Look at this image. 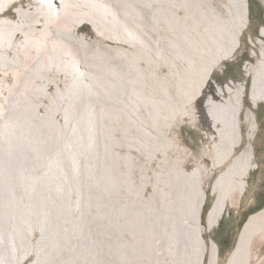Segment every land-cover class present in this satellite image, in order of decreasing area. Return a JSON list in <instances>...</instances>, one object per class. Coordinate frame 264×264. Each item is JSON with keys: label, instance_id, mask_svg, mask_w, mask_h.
<instances>
[{"label": "rangeland", "instance_id": "obj_1", "mask_svg": "<svg viewBox=\"0 0 264 264\" xmlns=\"http://www.w3.org/2000/svg\"><path fill=\"white\" fill-rule=\"evenodd\" d=\"M69 1L0 29V264H228L258 214L237 264H264V0H112L103 32Z\"/></svg>", "mask_w": 264, "mask_h": 264}, {"label": "bare ground", "instance_id": "obj_2", "mask_svg": "<svg viewBox=\"0 0 264 264\" xmlns=\"http://www.w3.org/2000/svg\"><path fill=\"white\" fill-rule=\"evenodd\" d=\"M13 0H5L3 2L2 0V5L0 6V13H2L4 11V9H6L11 3H12ZM87 2V9L89 11V13L87 12H84V15L89 17L88 20L92 21L94 27L99 31V32H103L104 28L101 27L102 24H100V22L102 21H98L97 19L94 18V14H92V11H95L99 14L101 13H105V14H108V16H105L104 18L106 19H110V22L111 23H114L116 20L122 24V19L119 18V16L116 15V13L114 12V9L112 6H115V2H113L112 0H110L109 2H104L106 4H103L101 0H84ZM241 1V0H240ZM239 1V2H240ZM243 1V0H242ZM241 1V12L243 14V18H244V15L247 13V7H246V3H244L245 1L242 2ZM72 3H70L69 0H37V5L34 7L33 10H29V9H23L22 7L20 8H15L16 9V12L18 14V17H19V21H12L10 19H5L6 17H2L0 18V29H7V28H10L11 30H13V33L14 32H17V31H21L22 33L25 31V29L27 28V23L25 22L24 18L26 16H30V15H33V14H36L35 16H37V14H41V15H45L47 18L45 19L44 21V25H45V28H51V23L53 19H49V18H56L58 17V10L59 9H62V12H67L69 10H72V7L73 9H76V10H81L82 9V4L77 1V2H74L71 1ZM1 4V2H0ZM211 5V4H210ZM85 5H83L84 7ZM59 7V8H58ZM118 7V6H117ZM116 8V7H114ZM123 8V7H122ZM58 9V10H57ZM119 9V8H118ZM85 10V9H84ZM130 10V9H129ZM57 11V12H56ZM86 11V10H85ZM120 11V10H119ZM239 12V11H238ZM122 13V12H119V14ZM50 14V15H49ZM124 15V14H123ZM239 15V13H238ZM241 15V14H240ZM49 17V18H48ZM81 18V17H80ZM125 18V16H124ZM240 19V18H239ZM126 20V19H125ZM242 20V18H241ZM213 21V20H212ZM127 22V21H126ZM243 22V21H242ZM245 22V21H244ZM128 23V22H127ZM118 24V23H117ZM116 24V25H117ZM40 25V24H39ZM106 27V26H105ZM115 27V26H114ZM237 28V27H236ZM65 30V29H64ZM76 30V23L73 22L72 23V29H70V31L67 32V35H74V31ZM148 32V31H147ZM240 32V31H239ZM263 34V31L261 32ZM141 34V33H140ZM133 35V34H132ZM7 36V35H6ZM66 36V35H65ZM131 36V35H130ZM70 37V36H69ZM76 37V36H75ZM74 37V38H75ZM3 38L1 37L0 35V40H2ZM76 39V38H75ZM31 40V39H30ZM81 40V39H80ZM82 41V40H81ZM1 44V42H0ZM9 44V43H8ZM62 44V43H61ZM238 44V43H237ZM63 46V45H62ZM237 46V45H236ZM23 47V46H22ZM64 47V46H63ZM74 47V45H73ZM2 48V47H1ZM6 48V47H5ZM20 48V47H19ZM82 48V47H81ZM76 50V49H75ZM42 53V52H40ZM74 53V52H73ZM2 54V53H1ZM61 54V53H60ZM65 54V53H64ZM82 54V52H81ZM6 55V54H5ZM79 57H81L80 54H78ZM91 55V54H90ZM87 56V55H86ZM262 61H260L259 63V73L257 74V76H255V79H254V85L252 86L254 90H259L260 88V84H261V81L263 80L264 78V52H262ZM4 57V56H3ZM56 57V56H55ZM73 57V55L71 56ZM109 57V56H108ZM39 58V57H38ZM100 58V57H99ZM103 58V56H102ZM15 59V58H14ZM61 59V58H60ZM39 60V59H38ZM8 61V60H6ZM73 62V61H72ZM104 62V61H103ZM8 63H11V62H8ZM84 64V63H83ZM86 64V63H85ZM108 64V63H107ZM125 64V63H124ZM257 64V63H256ZM20 65V64H19ZM63 65V64H62ZM75 65V64H74ZM86 66V65H85ZM1 67V66H0ZM50 67V66H49ZM46 68V67H45ZM249 68V67H248ZM116 70V69H115ZM23 73V72H22ZM256 73V72H255ZM262 73V74H261ZM79 74H83V72L81 71V73ZM261 74V75H260ZM80 77V76H79ZM84 77V76H83ZM90 77V76H89ZM75 80V79H74ZM89 80V79H88ZM79 82H82L83 79L80 77L78 79ZM253 81V80H252ZM104 86V85H103ZM112 86V85H111ZM264 89V87H263ZM78 92V91H77ZM241 94L242 92L240 91L238 95H235V98H234V101L233 103L231 104V111L228 115V118L227 119V125L230 129L231 132H234L235 133V136L236 137H239V115H240V109H241V106H242V97H241ZM264 94V93H263ZM72 96V95H71ZM264 98V97H263ZM74 101V100H73ZM83 104V103H82ZM67 109V108H66ZM252 116V113L251 112H248L246 114V117L247 118H250ZM7 127V126H6ZM11 127V126H10ZM4 128V127H3ZM2 128V129H3ZM4 130V129H3ZM9 130V129H8ZM6 131V130H4ZM3 131V133H4ZM6 133V132H5ZM3 136V135H2ZM234 136V134H233ZM234 136V137H235ZM50 144V143H49ZM9 149V148H8ZM1 154V153H0ZM12 154V153H11ZM243 154L245 155L246 157V160L249 162L250 159H251V149L250 147H247L244 151H243ZM242 154V155H243ZM29 155V154H28ZM242 155L240 156V158H242ZM20 157V156H19ZM239 160V159H238ZM16 161V160H15ZM20 162V161H19ZM53 164V163H52ZM77 166V165H76ZM1 169V168H0ZM10 169V168H9ZM17 169V168H16ZM51 170V169H50ZM233 171V170H232ZM16 172V171H15ZM21 171H19L20 173ZM17 173V172H16ZM24 174V173H23ZM30 175V173H29ZM32 175V174H31ZM24 176V175H23ZM32 177V176H31ZM9 178V177H8ZM27 178V177H26ZM37 178V177H36ZM45 178V177H44ZM49 178V177H46V179ZM2 179V176H0V181ZM7 179V178H6ZM64 179V178H63ZM11 180V179H10ZM66 180V179H65ZM41 181V180H40ZM1 183V182H0ZM9 183V182H8ZM13 183V182H12ZM11 183V184H12ZM50 183V182H49ZM32 185V184H31ZM12 186V185H11ZM33 186V185H32ZM216 186V185H215ZM43 189V188H41ZM49 189V188H48ZM5 191V190H4ZM177 191V190H176ZM31 192V190H30ZM22 194V193H21ZM19 195V194H18ZM36 195V194H34ZM40 195V194H39ZM15 197V196H14ZM51 197V196H50ZM224 204H225V198L223 196L222 193L219 194L218 198L216 199L214 205L212 206V209L210 211V226L209 228L212 226V223H214L218 217V215H220L223 207H224ZM20 206V205H19ZM14 207V206H13ZM9 209V208H8ZM54 209H55V206H54ZM21 210V209H20ZM9 211V210H8ZM261 215L262 214H258V215H255L253 217H251L248 221V223L244 226V228L242 229L240 235H239V238H238V242H237V245H236V248L233 252V254L231 255L230 259H229V262L228 264H237L239 261L241 260H246L248 259V255H249V243H250V240H251V237L253 236L251 234L252 232V229H253V224L255 221H257L258 219L261 218ZM21 217V216H20ZM25 222V221H24ZM10 223V222H9ZM29 223V222H28ZM32 224V223H31ZM171 224V223H170ZM28 225V224H27ZM43 226V225H42ZM41 226V227H42ZM30 227V226H29ZM173 230V229H172ZM28 232H30L28 230ZM21 233V232H20ZM31 233V232H30ZM10 234V233H9ZM14 234V233H13ZM187 234V233H186ZM29 235V234H28ZM1 236V235H0ZM23 236V234H22ZM21 236V237H22ZM28 237V236H27ZM1 239V237H0ZM11 239V238H10ZM19 239V238H18ZM17 239V240H18ZM23 238H21L20 240H22ZM164 240V239H163ZM16 241V240H15ZM164 242V241H163ZM178 242V241H177ZM13 245V244H12ZM13 247V246H12ZM211 253H210V261H209V264H214L215 263V259H216V247H215V244H211ZM15 249V248H14ZM23 249V247H22ZM27 250H31L30 247L28 246ZM1 251V250H0ZM16 253V252H15ZM29 253V252H28ZM39 253V252H38ZM1 254V253H0ZM186 255V254H185ZM6 256V255H5ZM10 258V257H9ZM190 258V257H189ZM23 259V258H21ZM6 260V259H5ZM152 260V259H151ZM203 260V258H202ZM3 262V260H2ZM38 263V262H37Z\"/></svg>", "mask_w": 264, "mask_h": 264}, {"label": "trees", "instance_id": "obj_3", "mask_svg": "<svg viewBox=\"0 0 264 264\" xmlns=\"http://www.w3.org/2000/svg\"><path fill=\"white\" fill-rule=\"evenodd\" d=\"M263 203V201L262 202H260V204L259 205H261ZM251 211H253V210H251ZM219 244H220V246H221V242H219Z\"/></svg>", "mask_w": 264, "mask_h": 264}, {"label": "water", "instance_id": "obj_4", "mask_svg": "<svg viewBox=\"0 0 264 264\" xmlns=\"http://www.w3.org/2000/svg\"><path fill=\"white\" fill-rule=\"evenodd\" d=\"M209 205H207L206 209H208Z\"/></svg>", "mask_w": 264, "mask_h": 264}]
</instances>
